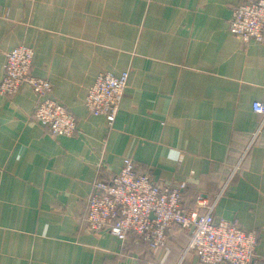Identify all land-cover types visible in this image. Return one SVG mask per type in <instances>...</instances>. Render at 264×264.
I'll use <instances>...</instances> for the list:
<instances>
[{
	"label": "crops",
	"instance_id": "obj_1",
	"mask_svg": "<svg viewBox=\"0 0 264 264\" xmlns=\"http://www.w3.org/2000/svg\"><path fill=\"white\" fill-rule=\"evenodd\" d=\"M253 1L0 0V83L7 54L32 48L33 76L78 127L53 137L35 122L27 84L0 95V264H201L184 256L190 231L152 252L86 228L94 183L125 159L157 183L186 184L187 208L222 192L215 218L255 232L253 264H264V126L252 110L264 103V43L229 29L233 9ZM103 72H129L112 125L85 104Z\"/></svg>",
	"mask_w": 264,
	"mask_h": 264
},
{
	"label": "built area",
	"instance_id": "obj_2",
	"mask_svg": "<svg viewBox=\"0 0 264 264\" xmlns=\"http://www.w3.org/2000/svg\"><path fill=\"white\" fill-rule=\"evenodd\" d=\"M229 29L244 44L264 43V0L235 7ZM34 55L33 49L27 46L16 47L7 54L0 95L11 98L22 85H29L39 98L32 119L47 127L53 137H71L78 131L77 121L50 97L49 80L33 76ZM128 81L129 72L120 76L100 73L88 91L86 109L94 116H106L112 125ZM252 110L263 119L261 129L264 103L254 102ZM186 186L157 183L150 173L139 172L131 159H125L122 169L111 180L94 183V192L87 201L86 228L92 233L107 231L124 244L132 235L145 242L152 252L166 247L171 234L181 229L190 231L184 256L196 257L201 264H253L258 244L256 233L244 231L238 222L218 220L214 216L216 203L223 193L214 202L198 195L196 205L187 208L183 204Z\"/></svg>",
	"mask_w": 264,
	"mask_h": 264
},
{
	"label": "clouds",
	"instance_id": "obj_3",
	"mask_svg": "<svg viewBox=\"0 0 264 264\" xmlns=\"http://www.w3.org/2000/svg\"><path fill=\"white\" fill-rule=\"evenodd\" d=\"M167 158L173 162H178V161L182 160L183 157H182L181 153L179 152V150L171 149L168 153Z\"/></svg>",
	"mask_w": 264,
	"mask_h": 264
},
{
	"label": "trees",
	"instance_id": "obj_4",
	"mask_svg": "<svg viewBox=\"0 0 264 264\" xmlns=\"http://www.w3.org/2000/svg\"><path fill=\"white\" fill-rule=\"evenodd\" d=\"M196 197H197V196H196ZM196 197H195V199H194L195 201H196ZM184 198H185V191H184ZM195 201H194V202H195ZM139 240H140V239H139ZM140 241H142V240H140Z\"/></svg>",
	"mask_w": 264,
	"mask_h": 264
}]
</instances>
